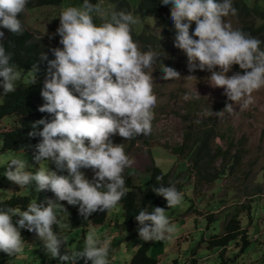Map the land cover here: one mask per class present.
<instances>
[{
	"label": "clouds",
	"instance_id": "1",
	"mask_svg": "<svg viewBox=\"0 0 264 264\" xmlns=\"http://www.w3.org/2000/svg\"><path fill=\"white\" fill-rule=\"evenodd\" d=\"M30 0H0V95L16 90L20 73L12 62V53L3 42L6 29L12 35H23L26 30L21 19ZM170 9V23L175 30L174 46L183 51L189 72L207 70V82L221 87L232 104L248 107L252 93L264 88V43L239 28H234L227 17L235 16L233 0H159ZM59 25L54 34L60 47L50 48L52 59L39 53L46 61V73L40 96L44 101L38 111L49 114L32 122L30 137H39L33 160L44 166L28 171L23 153H9L0 165H6L3 176L21 189L34 182L35 191H51L37 203L29 202L26 209L0 206V252L9 257L23 255L26 241L21 229L34 232L43 250L51 258L66 264H109L110 244L95 230H89L80 247L67 248V237L60 213L67 212L61 201L77 206L78 213L87 220L97 211H110L126 195L124 172L133 164L123 143L110 138L119 135L126 141L135 140L152 131L153 109L157 98L153 94L154 77L159 70L161 79L178 80L180 73L166 66L159 51H144L133 40L132 27L136 16L124 9L105 11L99 3L82 0L79 6H67L58 15ZM226 18V19H222ZM99 19L101 22H95ZM195 27L189 33L190 24ZM41 36H35L38 41ZM159 62L160 67L154 65ZM233 65L236 71L227 75ZM38 67L33 63L29 84L36 82ZM187 78H193L189 75ZM197 92L184 98L199 99ZM219 112L215 113L218 114ZM38 126H42L38 127ZM51 161L57 174L49 169ZM81 169H91V179ZM157 182L162 180L156 176ZM149 181V180H148ZM152 191L166 201L167 208L182 202V194L169 183L152 187ZM13 217H18L13 224ZM134 219L137 234L144 241H169L176 232L165 215V208H141ZM56 226V230L54 227Z\"/></svg>",
	"mask_w": 264,
	"mask_h": 264
},
{
	"label": "rangeland",
	"instance_id": "2",
	"mask_svg": "<svg viewBox=\"0 0 264 264\" xmlns=\"http://www.w3.org/2000/svg\"><path fill=\"white\" fill-rule=\"evenodd\" d=\"M246 1L249 4L255 2V0ZM73 2L74 0H68L63 7L48 5L33 9L26 8L23 20L34 36H41L43 43L48 44L50 48L58 47L55 40L59 36L53 35L50 39L49 34H54L59 25V18L56 17L58 13L63 8L71 6ZM104 2L107 3L108 0ZM261 2L260 4L264 6V0ZM104 10L108 11L107 7ZM227 20L234 28L238 24L236 19L231 16L227 17ZM99 22L101 21L99 20L97 23ZM163 22L162 20L161 24L164 26L172 25ZM162 25L159 28L153 26L154 31L159 33L163 28ZM174 61L176 62V71L180 73V79L165 81L161 79L162 73L159 70L152 73L154 77L153 94L156 96L157 102L153 109L154 119L151 134L147 137H143L141 134L131 141H126L119 135L110 137L113 143H123L126 154L133 160V164L125 170L124 174L132 176L135 182L145 184V178L149 177L147 168L152 161L166 173L178 174L186 171L189 162L185 159H178L169 148L183 142L185 133L188 132L191 125L195 131L201 132L216 123L218 131L223 136L215 140L214 146L218 145L223 149L233 146V154L237 150H241V159L234 171L227 170L222 178L213 183L200 182L199 185L197 184L196 190L194 178L185 183L181 204L165 210V215L171 224L175 225L176 236L179 237L174 240L171 248L166 247V252L159 263L218 264V250L208 249L203 240H206L212 233L223 232L227 215L238 210L241 224L250 234L253 244L244 254L238 256L237 263L254 264L264 254V88L252 93L253 103L248 107L232 104V111L228 112L224 110V107L232 102L223 94L221 87H212L207 82V78L210 76L207 70L196 69L189 72L187 58L183 51H179L174 56ZM154 67L158 69L156 65ZM41 71L44 76V70ZM232 72L236 71L232 69L227 75H231ZM19 73L17 85L22 81H29L32 71L27 70ZM189 75L194 77L187 78L186 76ZM196 90L200 94L199 99L189 98L186 100L184 98L186 95L190 97V94ZM3 96L0 95V101L3 100ZM192 101H195L198 106L192 105ZM217 112L219 113L215 114ZM14 123V116H5L0 119V163L9 153H23L27 165H29L27 170L36 171L44 166V162L38 164L33 160V154L25 151L3 150L2 148V134L14 127ZM220 164L221 161H217L216 169ZM48 167L53 171H60L51 161L48 162ZM5 168L6 165H0V199L31 193L35 190L34 182L28 188L21 189L17 184L6 179L2 175ZM83 172L86 177L93 175L91 169H84ZM192 177L194 176L192 175ZM60 203L64 207L70 206L77 209V206L68 205L65 201ZM192 204L194 205L193 212H196L194 219H191V223L182 230L178 229L177 227H180L182 222L194 216L192 210L187 212ZM108 212L109 215L112 214L115 221L123 218V209L120 204ZM210 214H213L215 219L208 225L207 217ZM60 218L62 227L59 231L64 233L67 240L70 241L68 242L69 248H79L84 235L89 230H97V227L93 225L86 232L69 226L65 212L60 213ZM15 220H13V224H15ZM102 228L103 234L100 232L97 234L101 239H105L104 237H108L109 233H106L107 230L104 226ZM116 239L121 238L116 237ZM138 241L137 238H134L120 242L109 254L113 255L112 259L115 261L127 263L138 247ZM193 250L196 251V255H193ZM225 255L227 258L235 257L237 248L231 245ZM3 258H6V264H47L50 257L46 255L41 241L33 232L26 240L23 255L12 258L0 252V260ZM52 264H66V262ZM77 264H84V262L80 260Z\"/></svg>",
	"mask_w": 264,
	"mask_h": 264
},
{
	"label": "trees",
	"instance_id": "3",
	"mask_svg": "<svg viewBox=\"0 0 264 264\" xmlns=\"http://www.w3.org/2000/svg\"><path fill=\"white\" fill-rule=\"evenodd\" d=\"M92 0L93 3H99L100 7L105 9H124L133 13L137 18V23L132 27L133 40L138 43L140 48L144 51L149 49L159 51L162 49L164 55L161 56L163 63L166 66L172 67L176 70L174 56L178 52L182 51L174 46L175 30L173 25H162L170 23V9L164 7L159 3V0ZM262 0H255L254 4H249L246 0H233V6L237 9L236 15L231 16L237 21L235 28H239L242 31L250 34L253 37L260 39L264 42V6L260 3ZM68 0H30L27 5V9H33L42 6H65ZM82 0H74L71 6H79ZM23 20V15L21 17ZM97 19L95 22H98ZM24 22V20H23ZM25 23V22H24ZM160 23V24H159ZM163 26L159 33H156L153 26ZM26 30L23 35H12L6 29L3 42L5 43L6 51L12 53V62L16 65L18 72H25L27 70L32 71L33 63L37 64L38 73L37 79L34 84L27 82H20L16 86V90L12 93L3 96V100L0 101V119L5 116H14V127L2 134L3 150L13 151H25L34 155L35 144L39 141V137H30L28 133L32 130V122L40 119L41 117L49 118V114L41 113L38 111V106L44 101L40 96V89L43 86L46 73V61H40L39 53L45 52L48 54V59L54 58L49 51V46L43 43V40H34V34L29 30L26 23ZM195 27V23L190 24L189 33ZM59 45V37L55 40ZM59 45L58 47H60ZM56 47V46H55ZM261 48H264V43L261 44ZM159 69V62L156 64ZM234 71L243 73L244 70L239 69L238 65H233ZM44 70V76L41 74ZM192 105L195 101H192ZM41 127L42 126H38ZM153 127V126H152ZM217 129V124L208 127L201 132L195 131L193 125L190 126L188 132L185 133L184 140L181 144L174 147H170V151L178 159H185L189 162V166L186 171L178 174L172 172H164L154 161L147 168L149 173V181L147 183L135 182L132 176L124 174L125 184L128 189L126 195L120 200L118 204L123 209V220L118 227L125 236L121 239H111L110 251L120 242H126L131 239L137 238L138 247L136 248L132 258L127 263H121L115 261L113 255L109 254V264H158V260L152 256L151 249L153 248V241L144 242L137 234L138 222L134 219L136 213L141 208L151 211L152 207L167 208L166 201L163 197L158 196L152 191V187H157L159 184L175 185L176 189L183 194V186L188 180L194 178L193 182L195 190L197 184L200 182H206L208 184L213 183L216 180L222 178L227 170H232L240 163L241 150H237L232 153V147L223 149L216 145L214 142L217 138L222 137ZM232 145V144H231ZM217 161H221L219 168L216 169L215 164ZM84 169H81L83 171ZM57 174L66 175V170H60ZM192 175L194 177H192ZM156 176H161L162 180L157 182ZM91 179V176H87ZM45 197L53 198L54 194L51 191H33L31 193L23 195H13L0 199V206H12L19 207L21 211L26 209L29 202L36 201L39 203L44 200ZM194 205L192 204L187 212L193 211ZM66 217L69 226L73 228H79L83 232H86L91 225L102 226L107 218L108 211H97L92 213L87 220H85L77 211L76 208L70 206L65 207ZM18 217H13L17 219ZM215 219L213 214L207 217L208 225ZM253 216L251 217V220ZM56 230V226H53ZM223 232L212 233L206 240H203L208 249L218 250V264H238L237 258L239 255L244 254L253 242L250 238V234L243 227L240 220V213L238 210H234L227 215L225 219ZM33 232H29L26 229H21V236L26 241ZM64 234V233H63ZM65 235V234H64ZM68 241L67 245L68 247ZM234 245L237 248V255L233 258L226 257V251ZM71 249V248H69ZM193 255H196V251H192ZM197 258L196 256H193ZM6 258L0 260V264H6ZM60 262L58 258H49L47 264ZM195 262V260H193ZM90 264V262H89ZM254 264H264V254Z\"/></svg>",
	"mask_w": 264,
	"mask_h": 264
},
{
	"label": "crops",
	"instance_id": "4",
	"mask_svg": "<svg viewBox=\"0 0 264 264\" xmlns=\"http://www.w3.org/2000/svg\"><path fill=\"white\" fill-rule=\"evenodd\" d=\"M145 180H146V183H147L148 180H149V177L145 178ZM192 213L194 214V216L189 218V219L187 218V221L184 220L185 222H182V224H180V227H177L178 229L181 228V230H182L189 223H191V221H192L191 219H194L196 212L192 211ZM122 220H123V218L120 219V220L116 219V221H115V219L113 218L112 214L109 215V212H108V218H107L106 222L102 226H96L97 227L96 232L97 233L100 232L101 234H103L104 231H103L102 227L104 226L105 229L107 230L106 233H109V234H107L108 237H104V238L108 239V241L113 239V237H114V239H116V237L123 238L125 236V233L122 232L118 228L121 225ZM170 223H171V221H170ZM178 237L179 236L178 235L176 236V232H175L173 234L171 240H169V241H153L154 246H153V249H152V256H154L156 259L158 258V264H160L159 262H160L161 258L164 256V253L166 252V247L171 248V245L174 243V240H176Z\"/></svg>",
	"mask_w": 264,
	"mask_h": 264
}]
</instances>
